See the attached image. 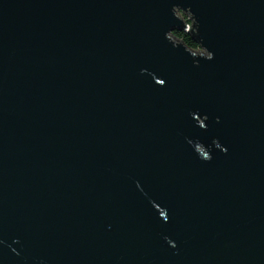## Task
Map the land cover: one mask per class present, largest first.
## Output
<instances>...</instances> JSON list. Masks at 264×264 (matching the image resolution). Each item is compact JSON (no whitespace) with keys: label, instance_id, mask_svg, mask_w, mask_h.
Instances as JSON below:
<instances>
[{"label":"water","instance_id":"95a60500","mask_svg":"<svg viewBox=\"0 0 264 264\" xmlns=\"http://www.w3.org/2000/svg\"><path fill=\"white\" fill-rule=\"evenodd\" d=\"M0 264H264V0H0Z\"/></svg>","mask_w":264,"mask_h":264},{"label":"trees","instance_id":"16d2710c","mask_svg":"<svg viewBox=\"0 0 264 264\" xmlns=\"http://www.w3.org/2000/svg\"><path fill=\"white\" fill-rule=\"evenodd\" d=\"M187 22H190V19H186ZM173 35L175 37H177L178 39L182 40L183 43L187 46L190 47L192 49H198L199 45L198 43L192 38V36L190 34H188L185 31L182 30H174L173 31Z\"/></svg>","mask_w":264,"mask_h":264},{"label":"rangeland","instance_id":"374dc122","mask_svg":"<svg viewBox=\"0 0 264 264\" xmlns=\"http://www.w3.org/2000/svg\"><path fill=\"white\" fill-rule=\"evenodd\" d=\"M178 15H179L182 19H185V20L189 18V15H188V14H185V13H183V12H181V11L178 12Z\"/></svg>","mask_w":264,"mask_h":264},{"label":"snow or ice","instance_id":"6c2138e0","mask_svg":"<svg viewBox=\"0 0 264 264\" xmlns=\"http://www.w3.org/2000/svg\"><path fill=\"white\" fill-rule=\"evenodd\" d=\"M159 83H161V84H164V83H165V81H164V80H161V81H159Z\"/></svg>","mask_w":264,"mask_h":264},{"label":"bare ground","instance_id":"6f19581e","mask_svg":"<svg viewBox=\"0 0 264 264\" xmlns=\"http://www.w3.org/2000/svg\"><path fill=\"white\" fill-rule=\"evenodd\" d=\"M188 19H190V17L188 18ZM185 20V19H184ZM186 22H187V20H185ZM188 24H191V21L190 22H187Z\"/></svg>","mask_w":264,"mask_h":264}]
</instances>
